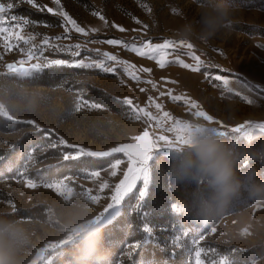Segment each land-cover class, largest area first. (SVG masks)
I'll use <instances>...</instances> for the list:
<instances>
[{
	"label": "rangeland",
	"instance_id": "374dc122",
	"mask_svg": "<svg viewBox=\"0 0 264 264\" xmlns=\"http://www.w3.org/2000/svg\"><path fill=\"white\" fill-rule=\"evenodd\" d=\"M10 2L15 6L6 8L3 15L28 19L30 23L18 31L25 39L29 36L35 38L28 44L12 40L10 48H5L0 40V99L7 102L8 110L5 111L16 120L33 119L48 130V135L37 132L33 126L0 118V213L43 220L48 204L62 198L54 190L43 186L36 189L26 187L27 178L37 182L66 178L65 182L72 191L63 197L65 200L75 193L87 194L85 191L91 190V195L99 197L96 202L98 213L111 202L115 185L128 169L127 157L123 153H114L107 158H82L85 160L80 164L69 163L62 159V155L73 149L62 145L49 147L50 143H57L61 136L69 143L94 151H107L122 143H136L134 138L145 130L153 140L161 135L174 138L175 133L167 131L172 128L173 120L163 119L165 111L177 120L208 122L192 114L202 110L227 126L224 128L216 124L220 130L229 132L232 127L241 124L248 127L264 123V0H227L239 6V22L232 31L218 34L207 45L189 41L192 49L180 45L178 42L181 39L175 33L186 20L196 18L197 3L194 0H61L63 10L85 28L87 35L75 31L65 33L60 16L40 11L24 0H0L5 5ZM37 3L56 7L53 0H37ZM29 11L45 16L35 20L30 15L26 16ZM100 16L104 19L101 20ZM114 25L123 27L125 31ZM44 38H48L49 45L43 44ZM108 39H120L138 46L148 40L162 43L169 39L177 41V45L168 49L169 63L161 68L156 60L140 57L122 45L107 44L105 41ZM75 44L81 45V55L76 58L67 51L52 47ZM29 48L39 50L37 55L40 56L39 61L35 58L28 61L29 65L43 62L45 58L83 59L85 63L104 60L107 66H115L116 71L104 73L94 67L74 69L62 66L46 70L36 80H20L2 74L6 73L8 63L18 64L20 60H28ZM97 49L99 52L95 51ZM103 53L116 55L119 60L135 65L131 70L136 72L139 80L131 79L124 72L123 65L107 61ZM190 53L204 61L205 67L201 71L193 72L172 62L180 59L195 66ZM141 68L151 71H139ZM205 72L226 77L229 81L227 87L232 91L228 92L222 81L206 78ZM169 93L194 100L200 108L191 109L184 100L173 101ZM81 97L99 102L103 107H85L77 111L75 105ZM245 97L253 103H247ZM125 98L132 99L138 108L151 112L161 123L158 124L157 119L149 120L143 114L136 120L129 106L123 103ZM156 103L162 105L161 109L155 108ZM229 107L234 119L226 124L224 117ZM230 135L239 134L230 132ZM261 136L264 133L256 130L253 139ZM33 148H36L35 152H32ZM29 152L36 158L34 163L27 160ZM157 155L153 156L150 164L156 165ZM96 159H102L97 164L99 166H90L95 165L93 161ZM117 159L121 163L112 169L111 165ZM26 164L28 168L25 172ZM113 170L115 176L111 175ZM91 171H99L100 175L92 176ZM105 183L108 187H101ZM152 183L153 180L149 189ZM142 186L143 182L138 181L136 188L119 205L110 209L102 221L108 231V235L104 234V242L112 249L114 264H197V260L201 264H222L225 260L233 264H251L264 253V207L238 209L216 225H188L179 218L180 212L172 211L170 205L175 200L169 197L156 209L140 212L142 201H139V207L137 203ZM9 201L14 203V208ZM72 211L71 208H64L60 214L66 216ZM138 213L139 220L136 219ZM250 219L260 221V224L245 232L243 229ZM146 226L153 231L147 232ZM212 227H216L215 233L211 232ZM113 229H118L119 234H109ZM37 239L43 249L50 247L51 243H58L63 239L60 223H54L47 230L37 226ZM148 242L150 244L145 247ZM132 244L139 247L133 250L129 247ZM57 251H42L36 258L37 264H65L60 261L62 255L56 256ZM197 251L200 252L199 257ZM247 251L255 254L249 255ZM156 252L160 259L155 258Z\"/></svg>",
	"mask_w": 264,
	"mask_h": 264
},
{
	"label": "clouds",
	"instance_id": "9594fccd",
	"mask_svg": "<svg viewBox=\"0 0 264 264\" xmlns=\"http://www.w3.org/2000/svg\"><path fill=\"white\" fill-rule=\"evenodd\" d=\"M196 18L186 20L175 36L197 45L209 44L218 34L230 32L238 21L239 6L227 0H194ZM0 106L8 104L0 99ZM225 122L234 119L229 107ZM184 142L173 140L163 146L161 155L168 162L154 165L158 180L183 187L184 196L175 201L177 210L202 226L216 225L230 213L247 207H264V145L256 148L236 135L222 134L214 123L189 122ZM247 162V167L244 166ZM261 164L260 168L256 164ZM73 211L61 216L60 211ZM96 202L87 194L75 193L48 204L43 220L24 219L0 213V264H34L43 251L37 239V226L47 230L60 223L62 238L69 235L74 243L70 264H114L111 247L104 242L105 225L97 221ZM260 221L250 219L243 231L254 229ZM251 264H264V253Z\"/></svg>",
	"mask_w": 264,
	"mask_h": 264
},
{
	"label": "snow or ice",
	"instance_id": "6c2138e0",
	"mask_svg": "<svg viewBox=\"0 0 264 264\" xmlns=\"http://www.w3.org/2000/svg\"><path fill=\"white\" fill-rule=\"evenodd\" d=\"M27 4L31 5L34 8H37L40 11H47L50 14L60 16L63 20V25L65 28V33L70 31H75L77 33H82L87 35L88 33L85 31V28L81 27L80 24L77 23L75 19L72 18L66 11L63 10V6L61 4V0H53L55 4V8L47 7L46 5H39L37 0H24ZM14 3L10 2L5 5L4 3H0V40L4 42L5 48H10L13 45L10 44V41H24L26 44L30 43L35 37L29 36L25 39V36L21 34V31L24 26L28 25L30 21L26 18H18L15 15H11L10 17H6L3 15L7 9H12L14 7ZM150 11V9H149ZM98 15V13H94ZM20 20V22H16ZM100 19L103 20L104 17L100 16ZM16 22V23H13ZM34 23V22H33ZM139 23V21H137ZM114 27H118L120 31H125L123 27L119 25H114ZM146 27V26H145ZM21 30V31H18ZM57 40L60 37H56ZM95 42V41H93ZM109 45H122L125 49L130 50L131 52L137 54L140 57H146L148 59L156 60L158 65L161 68H164L166 64L169 63L167 59L169 53L168 49L177 45V41L165 39L162 43H153L151 40L142 42L139 46L136 43H126L120 39H108L105 41ZM180 45L185 46L188 49H192L193 45L190 42H186L181 40L178 42ZM44 45H49L48 38H44L43 40ZM35 47V46H33ZM53 48L59 51H67L73 58L80 57L81 52V45H52ZM37 51H33L32 48H29L27 52L28 60H20L18 64L8 63L6 65V73H2L5 75L14 76L20 80H36L41 78L45 71L54 68V67H68L74 69H85V68H98L104 73H112L116 71L115 66H107L104 60L100 61H92L91 63H85L83 59H73L71 61L65 59H47L45 58L43 62H37L28 64V61L32 60L33 58L40 60V56L37 55ZM99 52V50H95ZM42 55V53H41ZM192 59L195 61V66L192 64L185 63L183 60L177 59L172 61L173 63H177L185 69H189L193 72L201 71L202 68L205 67L204 61L201 60V57L195 54L190 53ZM103 56L106 58L107 61H115L119 65L124 66V72L133 80H139V77L136 75L135 71L131 69L135 68V65L129 64L128 61L119 60L116 55H112L109 53H103ZM139 71L142 72H150L151 70L148 68H141ZM205 76L208 79H214L215 81H222L223 85L225 86L228 92H231L232 89L228 88L227 85L229 83L228 79L222 75H215L213 76L211 73L205 72ZM147 83H152V81H147ZM71 91V89H69ZM144 91V89H141ZM171 99L173 101H180L184 100L186 104L190 106L191 109H199L200 106L197 104L196 101L191 100L187 97L181 96H174L169 93ZM239 95V93H237ZM151 100V97L149 98ZM247 103H253L252 100L247 99ZM123 103L129 106L131 113L134 115L136 120L141 118L140 114H143L144 117H147L149 120L157 119L152 115L151 112L147 111L145 108H138L136 105L133 104L132 99L125 98ZM88 107L89 109H101L103 105L99 102H90L89 100L83 99L82 97L78 99V102L75 105V110L79 111L83 108ZM162 105L159 103L155 104L156 109H161ZM196 117H202L204 120L208 121L209 123H214L220 125L221 127L227 128L226 125H223L221 121L215 120L214 117L205 111L197 110L192 113ZM0 118H3L5 121H11L18 124L29 125L33 126V128L37 132H43L46 136L48 135V130L43 129L39 123H37L33 119L28 120H16L11 114L6 112L2 106H0ZM163 119H172L173 126L167 131H172L175 133L174 138H169L167 136H159L157 140H153L149 136V132L145 130L142 135L136 136L134 139L137 141L136 143H122L118 146L112 147L107 151H94L87 147L69 143L64 137H59L57 143H50L49 147L56 148L58 145H62L67 149H73L74 151H66L62 155V159L64 161H82V158H107L111 157L114 153H123L128 159V169L124 173L123 179L119 181L118 184L115 185L114 194L111 196V202L104 207L103 211L99 213L96 217L97 221H103L106 214L109 212L110 209L114 208V206L119 205L124 198L136 188L138 181L143 182V186L139 190L138 194V203L137 207H139V201H143L145 197L149 194V185L153 180V172H154V165L150 164L149 162L153 160V156L160 154L161 149L163 146L171 145L173 140L177 143L184 142L185 134L191 128V125L188 121L184 120H177L171 117L170 113L165 111L163 112ZM157 123L160 124L161 120L157 119ZM258 130L260 133H264V123H257L251 124L248 127H245L244 124H241L238 127H232L230 129L231 133H238L237 136L240 139L245 141H252L254 138L255 131ZM222 134L230 135L229 131H222ZM159 149V152H157ZM36 148L32 149V152H35ZM32 152H29L27 155V160L29 163L35 162V156L32 155ZM121 161L117 159L115 163L111 165L112 169H116L120 165ZM247 167V162L244 164ZM25 172L27 171L28 164L25 166ZM87 171V170H84ZM90 175L92 176H99V171H91ZM112 176L116 175V172L113 170L111 172ZM66 178L64 179H54L49 181H40L37 182L34 179L27 178L25 183L26 187L30 189H36L40 186H43L47 189L54 190L60 196H68L71 194L72 188L65 182ZM170 187L172 186L171 178H169ZM101 187H108L107 183L101 185ZM90 199L94 202H97L99 197L95 195H91V190L85 191ZM11 207H15L14 203L9 201ZM172 211L179 212L176 208L175 202L171 203L170 205ZM145 230L151 233L153 230L150 227H145ZM217 231L216 227L211 228V232L215 233ZM201 240L204 239L203 236L200 237ZM74 241L72 237L69 235L68 237L61 239L58 243H51L50 247H45L43 249V253L46 249H57L56 256L59 257L65 254L67 248L72 247ZM133 250L139 247L138 244H132L129 246ZM131 254L129 253V256ZM197 257L200 256V252H196ZM34 264H37V260L34 261ZM197 264H201V261L197 260ZM222 264H233L230 260L222 261Z\"/></svg>",
	"mask_w": 264,
	"mask_h": 264
},
{
	"label": "trees",
	"instance_id": "16d2710c",
	"mask_svg": "<svg viewBox=\"0 0 264 264\" xmlns=\"http://www.w3.org/2000/svg\"><path fill=\"white\" fill-rule=\"evenodd\" d=\"M29 12L30 13H26V16L30 15V17L32 19H35V20H38V19H40V18L45 16V15H40V14L34 12V11H29ZM250 142L252 143V145L254 147L259 148L261 145H264V136L257 137V138L253 139ZM83 160H85V159H82V161ZM82 161H68V162L69 163L80 164ZM101 161H102V159H96L95 161H93L95 165H90V166H95V167L99 166L97 164H98V162H101ZM155 163H156V165L157 164H162L164 168H167V166H168V162L163 158V156L161 154L157 155ZM256 167L260 168L261 164L257 163ZM183 196H184L183 187H174L173 185L170 187L169 182L165 183V182H162V181L158 180L156 178V176H155V173H154V179H153L152 185L150 186L149 194L140 203L141 204L140 205V207H141L140 208V212L156 209V207L160 206V204L165 199H167L168 197L176 201V200L182 198ZM139 216H140V213H138L136 215V217H137L136 219L139 220ZM179 218L181 219V221L183 223L188 224V225L199 224V223H196V222H194V221H192L190 219L185 218L182 214L180 215ZM122 220L124 221V218H122ZM110 233H112V234L116 233L115 235H117V234H119V230L118 229H116V230L113 229L111 232H109V234ZM104 234L108 235V231L105 230ZM149 244H150L149 242L146 243L145 247H148ZM73 251H74V248H73V245H72V247L67 248L65 254H63L60 257V261L66 262L65 264H70V261L72 259V252ZM246 253L249 254V255H254L255 254L253 251H250V252L247 251ZM158 254L159 253H157L155 258L160 259Z\"/></svg>",
	"mask_w": 264,
	"mask_h": 264
}]
</instances>
